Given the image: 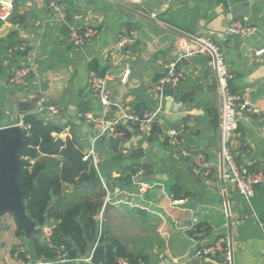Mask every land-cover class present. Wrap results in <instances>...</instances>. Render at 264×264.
Instances as JSON below:
<instances>
[{
  "label": "crops",
  "instance_id": "1",
  "mask_svg": "<svg viewBox=\"0 0 264 264\" xmlns=\"http://www.w3.org/2000/svg\"><path fill=\"white\" fill-rule=\"evenodd\" d=\"M255 1L264 2L144 0L141 10L159 17L166 14L164 19L173 18V25L179 29L203 32L202 39L214 44L223 54L228 69L234 74L231 90L261 110L259 115L241 112L239 128L233 136L237 159L250 170L264 172V54L256 55L264 49V19L241 16L250 11L255 13L254 7L249 6ZM234 20L255 25L259 34L250 42L227 36L226 31ZM78 28L98 31L82 49L70 42L72 29ZM131 30L138 35L137 44L118 49L121 34ZM161 33L158 34L149 22L105 0H63L59 15L50 9L48 0H16L13 18L8 22L0 21V103H31L32 110L17 114L14 121L0 127L19 125L26 115H36L53 127L63 126L61 120H52L37 110L42 97L56 105L58 114L65 115L68 120L64 132L59 135L61 140L70 139L79 144L95 136L98 130L106 132L117 123V131L118 128L124 131L121 132L124 136L121 149L95 147L96 155L90 164L102 175L105 209L123 210L134 224L148 226L149 230L141 236L142 230L133 234L137 235V241L145 239L147 246H137V257H143V262L149 264H226L230 254L229 249L223 247L228 242L230 224L224 202L226 189L231 204L233 264H264V182L255 188V196L247 200L222 180L223 99L213 58L196 55L188 61H179V45L184 46L187 40L174 35L160 38ZM19 46L25 49L18 51ZM146 52H150L151 58L143 75L138 77L135 63ZM93 63L97 64L98 74L107 84L112 102L109 107H104L90 91ZM24 66L33 67V73L22 85H13L11 79L15 71ZM170 68H175L185 78L177 87H168L162 93L159 81ZM127 71L131 76L125 81ZM171 88L175 89L173 99L167 97ZM181 101L185 104L183 109L179 107ZM176 112H183L186 117L174 123L172 118ZM154 114L158 115L151 124L150 136L123 119L125 115L147 117ZM172 125H178L181 132L172 131ZM172 132L176 134L179 147L168 143ZM54 135L55 132L52 136L57 139ZM79 148L85 154V148ZM200 155L206 156L213 166L210 184L193 174L196 172L195 159ZM45 160L58 162L60 157L41 156L32 164ZM136 166L146 167L151 174L164 175L168 179L142 186L129 185L128 182L135 178ZM113 185L119 186V193L117 189H110ZM76 188L72 190L68 186L66 194L83 195L91 190L92 195L85 196L91 198L99 191L89 185L81 190ZM108 196L114 202L130 201L141 208L133 213L123 203L109 204ZM9 216L19 223L13 214H7L0 217V228L4 229L3 220ZM48 223L47 220L38 226L41 232L38 236L37 229L32 236L23 229L20 238L15 235L19 238L16 241L24 240L23 246L29 251L33 240L43 239L42 231ZM112 223L110 221L107 227ZM122 235L118 233L112 237L126 249ZM222 241V249L216 251V245ZM0 244L5 250L6 245ZM208 250L211 252L204 255ZM28 255L23 259L25 263L33 261L32 253ZM17 256L16 264H20L23 260L21 255ZM5 257L6 262H14Z\"/></svg>",
  "mask_w": 264,
  "mask_h": 264
},
{
  "label": "trees",
  "instance_id": "2",
  "mask_svg": "<svg viewBox=\"0 0 264 264\" xmlns=\"http://www.w3.org/2000/svg\"><path fill=\"white\" fill-rule=\"evenodd\" d=\"M91 68L98 72L96 63ZM24 124L30 129L25 134L27 144L20 153V187L22 191L34 187L24 199L26 212L32 221L45 219L47 223V220H53L55 224L51 243H47L44 238L35 239L29 245L28 252L32 253L35 262L44 259L53 264L57 260L56 253L64 246L71 255L69 259L76 260L90 251L99 239V222L96 216L104 206L106 191L94 166L83 161L84 154L77 141L53 138V125L47 120H40L36 115H26ZM118 130L119 133L123 131L121 128ZM41 156L60 157V161L45 160L32 164ZM140 170L146 171L147 175L151 174L146 167L136 166L133 176ZM83 184L94 189L99 188L98 193L91 198L81 197V193L65 194L67 185L70 187ZM173 189L177 193L178 190ZM103 228L92 264H116V258L120 256L128 258L133 264L139 260L145 261L143 258L124 256L123 246L115 238L108 237L107 228ZM23 234V228L17 223V235ZM104 237L107 239L104 240ZM65 264L85 263L72 261Z\"/></svg>",
  "mask_w": 264,
  "mask_h": 264
},
{
  "label": "built area",
  "instance_id": "3",
  "mask_svg": "<svg viewBox=\"0 0 264 264\" xmlns=\"http://www.w3.org/2000/svg\"><path fill=\"white\" fill-rule=\"evenodd\" d=\"M15 1L16 0H0V21L8 22L10 21L15 12ZM124 5L129 7L138 9L139 11L143 8L144 0H119ZM180 3H189L192 0H176ZM50 9L56 15H59L62 11V3L63 0H48ZM149 15V14H148ZM153 19L159 18L157 14H150L149 15ZM258 32V28L248 22H244L241 20H234L230 24L229 28L226 31L227 36H236L241 37L242 39L252 38ZM98 35V31L94 28H78L72 29L70 33V42L71 44L77 48L82 49L85 44L95 38ZM201 41L206 45H198L193 42L187 41L184 46L179 45L180 48V56L179 61H188L190 58L196 55H209L211 57L212 53L216 55L217 61V72L220 81V87L223 92L224 97V112H223V123H222V133H223V157L225 162V172L224 178L227 183L231 186L237 188L240 191V194L247 200L252 199L255 196V185L262 184L264 182V172L262 171H253L247 168L244 164H242L237 159V154L235 148L233 146V136L239 128V123L241 120V112L244 113H252V114H261V110L257 108L253 103L249 100L244 99L239 94L234 93L231 90L230 83L234 80V74L228 69L223 54L219 51V49L209 42L206 39H201ZM138 42V35L135 31H124L118 41L117 47L120 50H124L127 47H133ZM208 47L211 49L209 50ZM24 46L17 47V50H24ZM264 54V49L259 50L256 55L261 56ZM34 68L31 66H24L17 69L11 79V82L15 86L22 85L30 78L31 74L33 73ZM131 76V72L127 71L124 75L123 80H127ZM185 76L181 72L175 71V68H170L166 71L164 76L159 81V89L162 93L168 87H177V85L184 80ZM89 84L93 90L95 97L100 101V103L104 107H109L112 102L110 100V93L107 88V84L105 80L98 74V72H91L89 77ZM46 110L51 114H58L59 109L56 105L47 101L46 98L42 97L39 101V111ZM158 114H154L152 116L147 117H140L136 115H125L124 120L129 122L130 125L137 127L142 133L150 136V127L151 124L154 122L155 118ZM116 124H112L108 131H102V134L98 135L95 140L107 138L109 136H113L115 138L123 139V133H119L115 128ZM26 134V132L30 129L29 126L25 124H19ZM169 144L171 146L179 147V142L176 139V134L174 132L171 133L169 138ZM95 146L91 147L87 152H85L83 161L86 163H91L96 155ZM179 150L182 154L187 155L185 151L181 148ZM195 168L197 174L206 180V183H211V177L213 173V166L207 160V157L204 155L197 156L195 159ZM96 166V165H95ZM97 167V166H96ZM97 173H100L97 170ZM146 171L140 170L135 178L145 176ZM144 185V184H142ZM143 188V187H142ZM141 188V189H142ZM118 193L120 192L117 189ZM113 199V198H112ZM107 201H111L110 196L107 197ZM115 204V203H114ZM131 205L132 208L136 209L141 208L137 204L134 203H127ZM104 212V211H103ZM55 229L54 221L52 220L49 222L43 232L42 238L45 239L47 243H51V237L53 235V231ZM103 234V222L99 223V239L95 246L91 249V255L83 261L81 258L76 260H61L55 261L53 264H65L69 262H81L92 264L94 253L98 247L99 240ZM223 241L219 242L216 245L215 250L220 251L222 249ZM63 253L64 256H67L68 251L66 247L62 246L59 250ZM211 251H205L203 254L208 255ZM28 264H49L46 261H32L30 260ZM116 264H133L128 258L126 257H117ZM134 264H149L145 263L142 260H139L137 263ZM226 264H231L230 254L228 255V261Z\"/></svg>",
  "mask_w": 264,
  "mask_h": 264
},
{
  "label": "water",
  "instance_id": "4",
  "mask_svg": "<svg viewBox=\"0 0 264 264\" xmlns=\"http://www.w3.org/2000/svg\"><path fill=\"white\" fill-rule=\"evenodd\" d=\"M108 1L117 7L127 11L128 13L139 17L150 24L154 25L156 27V32L158 34L161 33L160 38H170L171 35L176 36L177 38L186 39L189 42H193L198 45L206 46L201 39L204 36L203 32H197L196 29L191 30H183L175 27L173 25V18L164 19V16L166 14H163L157 19L151 18L147 12L145 11H139L135 8L129 7L127 5L121 4L115 0H105ZM196 0H192L191 2H195ZM250 7H254L255 13L253 11H250L248 13L241 14V16H254L256 20L258 19H264V2L263 1H255L249 3ZM257 12L259 14H257ZM259 32H257V35ZM236 37V36H235ZM246 42L252 41V38H246ZM209 50H211L208 47ZM155 53V52H153ZM212 53V58L214 61V68L215 73L219 81V76L217 72V61H216V55ZM151 58L150 52H146L140 56L139 59L136 60L135 63V74L138 77H141L145 71V68L147 66L148 61ZM218 84V85H219ZM220 87V86H219ZM221 89V87L219 88ZM91 92H93L92 89H90ZM222 99H223V112H224V97L222 90ZM175 96V89L171 88L169 92L167 93V97L170 99H173ZM184 102L181 101L179 103V107L182 109L184 108ZM32 110L31 103H17L13 105H7L5 103H0V125L6 124L8 121H14L15 116L19 113H27ZM39 111V108L37 109ZM43 115L46 117H49L52 120H61L63 122V126H54V132L55 137L59 139V135L64 132V125H67L68 120L65 119V115H59V114H51L47 112L46 110L40 111ZM223 112H222V123H223ZM183 112H176V116L172 118V121L178 122L186 117V114ZM180 114V115H178ZM24 124V121L22 122ZM172 131L175 133H180L181 128L178 125H172L171 126ZM102 134L101 130H98L96 132V135L93 137L85 138L79 143V147H84L86 152L91 147H101L104 149L107 147L108 149H114V150H120L122 145V139L121 138H115L113 136H109L107 138H102L95 140V138ZM221 168H222V180L225 181L224 178V172H225V162L223 157V133H222V124H221ZM27 142L25 141V132L23 128L19 125H13V126H3L0 127V217L5 216L7 214H13L21 227L25 230V232L28 234V236H32L35 233V229L37 226H42L45 223V219L40 220L39 222L32 221L26 212V206L24 203L25 197L30 194L34 187L22 191L20 187L21 182V163H20V153L25 148ZM191 166L189 167L190 172H193L191 170ZM194 175H197L196 172H193ZM168 177L164 175H157V174H149L137 178H132L128 184H145L149 181H165ZM86 185H80L76 188V190H81ZM261 184L255 185V188H259ZM236 193L240 194V191L236 188ZM224 202H225V208L227 217L229 218L230 224H229V231H228V242L224 243L223 247L228 248L230 252V258L232 259V251H233V229H232V220H231V204L229 203L227 191L225 189L224 194ZM99 218V216L96 217V220ZM201 248V245L198 246L197 250ZM91 255V252H87L86 255L80 257L83 261H85L89 256ZM231 264H233L231 260Z\"/></svg>",
  "mask_w": 264,
  "mask_h": 264
},
{
  "label": "rangeland",
  "instance_id": "5",
  "mask_svg": "<svg viewBox=\"0 0 264 264\" xmlns=\"http://www.w3.org/2000/svg\"><path fill=\"white\" fill-rule=\"evenodd\" d=\"M98 177L100 178V180L102 182V179H103L102 175L100 176L98 174ZM150 182H152V181H149V182H146V183H150ZM70 187L73 190L76 187H78V185L77 186H70ZM65 188H68V185ZM110 189L111 190L112 189L113 190L119 189V186L115 185L114 188L112 187ZM69 191H71V190H69ZM88 191L86 192V194H83V195L81 194V196L82 197L84 196V198H85V196L87 197L88 195H92V194H90V193H92L91 190H88ZM65 194H66V192H65ZM110 202L111 203H109V204H114L115 203V205L123 203V205H125V207L128 208L133 213L136 212L137 209H139L138 207L136 209H134V208L131 207V205L127 204L130 201H126L125 202V201H121V200L118 201L117 200L116 202H114V199L111 198ZM98 216H99V218L97 219V221L98 222L102 221L103 222V226H105L107 228V230H108V227H109L108 232L109 231L110 232L108 233V235H109L108 237H112L113 234L115 236L118 233H122L123 234L122 238H123V240H124L123 242H124V244L126 246V249L124 248L125 249V251L123 253L124 256H133V257H136V258H143V257H137V246H139L140 248L145 247L146 246V241H145V239H142V238H139L138 241H137V235H133V234H134L135 231H136V233L137 232L140 233L141 230H142V232L140 234V236H141L142 234L146 233L147 230H149L148 226L138 225L137 223L134 224V222L131 219H128V216L125 215V212L123 210H115V209H107L106 210L105 206H103V208H102V210H101V212H100V214ZM110 221L113 222V223L110 224L107 227V225H108V223H110ZM2 225L4 226V229L0 228V235H2V236H0V243H4L6 246H5V250H2L4 247L0 248V264H16V262H17L16 259L18 257L17 256L18 254L21 255L20 258H22V260L23 259L25 260L26 259V255L29 257L28 249H26L23 246V243H24L23 241L24 240L21 241V239H20L19 242L16 241L17 237L20 238L21 236L17 235V231H16L17 230V223L15 222L14 218H12V216L4 218ZM9 227L12 228L11 232L8 231ZM36 229L38 230V226L36 227ZM44 229L45 228H43L42 232H44ZM112 229H114V231ZM40 233H41L40 231L37 232V236L40 235ZM15 235H17V237ZM5 237H7V238H5ZM3 238H5V240ZM106 239H107V237L106 238L104 237V240H106ZM13 241H15L16 244H14ZM95 244H94V246H95ZM1 245L2 244H0V246ZM146 248H147V246H146ZM13 254L15 256H13ZM5 256L11 258L14 262H11V261L6 262V257ZM56 256H57V260L58 261L71 260V259H69L70 258L69 256H71V255H69V253L67 254V256H64L63 253L58 251V254ZM121 257H123V256H121ZM24 260L20 264H28V263H25L26 261H24Z\"/></svg>",
  "mask_w": 264,
  "mask_h": 264
}]
</instances>
